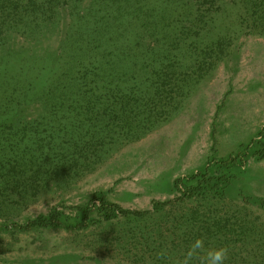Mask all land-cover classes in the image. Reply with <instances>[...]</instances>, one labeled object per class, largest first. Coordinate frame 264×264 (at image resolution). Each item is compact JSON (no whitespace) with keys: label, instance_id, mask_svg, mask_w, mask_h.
<instances>
[{"label":"trees","instance_id":"obj_1","mask_svg":"<svg viewBox=\"0 0 264 264\" xmlns=\"http://www.w3.org/2000/svg\"><path fill=\"white\" fill-rule=\"evenodd\" d=\"M61 1L0 0V177L16 189L20 176L30 172L47 188L45 177L52 172L107 153L103 140L140 136L167 121L209 69L205 44L212 54L221 52L229 28L237 31L246 22L264 28V0ZM57 27H62V39L54 51L33 54L24 47L4 53L6 40L17 33L39 43ZM146 34L154 41L148 47ZM178 42L188 46H175ZM210 60L211 66L217 61L214 55ZM31 108L37 113L26 115ZM253 149L255 158L264 159V130L229 161L213 157L203 170L177 179L180 201L207 191L225 196L231 182L220 183L213 166H239ZM8 164L12 180L5 175ZM239 195L245 204L264 209V198ZM171 204L154 201L153 210H126L98 192L77 221L55 209L24 224L0 227L84 230L94 224L95 212L106 222L144 219Z\"/></svg>","mask_w":264,"mask_h":264},{"label":"rangeland","instance_id":"obj_2","mask_svg":"<svg viewBox=\"0 0 264 264\" xmlns=\"http://www.w3.org/2000/svg\"><path fill=\"white\" fill-rule=\"evenodd\" d=\"M228 32L223 51L212 54L204 45L209 69L167 121L140 136L103 140L107 153L59 174L51 171L44 176L50 179L47 188L29 177L32 172L20 176L18 189L0 177V226L24 224L55 209L77 221L98 192L126 210H153L154 201L172 204L144 219L106 222L95 212L94 224L84 230L19 232L0 227V264H169L158 255L162 249L176 257L201 237L206 248L229 249L224 264H264V209L245 204L239 195L242 191L264 198V159L255 158L254 149L239 166H213L220 183L231 182L223 197L207 191L180 201L175 188L177 179L203 170L213 157L229 161L264 130V28L246 22ZM146 37V46L153 45ZM61 39L62 27L39 43L17 33L6 40L4 53L25 47L44 54L56 50ZM213 55L217 61L211 66ZM36 113L32 108L25 112ZM11 174L8 164L7 179L12 180Z\"/></svg>","mask_w":264,"mask_h":264},{"label":"clouds","instance_id":"obj_3","mask_svg":"<svg viewBox=\"0 0 264 264\" xmlns=\"http://www.w3.org/2000/svg\"><path fill=\"white\" fill-rule=\"evenodd\" d=\"M228 254L227 247L206 248L201 237L192 241L179 256L173 257L167 248L162 249L158 255L166 258L169 264H224Z\"/></svg>","mask_w":264,"mask_h":264}]
</instances>
